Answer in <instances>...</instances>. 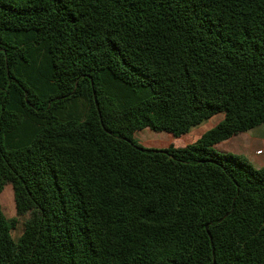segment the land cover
<instances>
[{
	"label": "trees",
	"instance_id": "1",
	"mask_svg": "<svg viewBox=\"0 0 264 264\" xmlns=\"http://www.w3.org/2000/svg\"><path fill=\"white\" fill-rule=\"evenodd\" d=\"M263 124L264 0H0V264H264Z\"/></svg>",
	"mask_w": 264,
	"mask_h": 264
},
{
	"label": "rangeland",
	"instance_id": "2",
	"mask_svg": "<svg viewBox=\"0 0 264 264\" xmlns=\"http://www.w3.org/2000/svg\"><path fill=\"white\" fill-rule=\"evenodd\" d=\"M220 117H223V114H220ZM216 118L217 117L204 121L199 126L193 128L188 134L180 138L173 137L174 143H177V141L180 140L178 141L179 143L177 144L178 147H183V146L190 144L191 142H193L194 136L203 135L208 130H210L211 127H213L214 123H216ZM146 132L154 133V131H151L150 129H144L142 131L137 132L134 135V139L139 145L145 148H149V146H147L149 142L145 134ZM156 133H159V132H156ZM164 133L166 134V132ZM247 133H250L254 137L252 136L249 141H246L245 145L236 146L237 148H234L233 150H230V152H227V153H231L241 158L243 162H245L246 164H250L255 170H258L264 166V143L262 141V139H264V124L246 133H242L240 136L242 135L244 136ZM257 136H260V137L258 138ZM256 147H258L259 150L263 151L262 154L258 155L260 156L259 161H256L253 158V154H255L254 149ZM215 150L218 153H226L223 151H219L218 149H215ZM0 206L2 208L4 215L7 217V219L17 220L16 227L15 229L12 230V236L16 241H18L24 233L26 222L31 219V213H27L22 216L17 215L16 204H15V194H14L13 186L11 184H6L3 189V192L0 194Z\"/></svg>",
	"mask_w": 264,
	"mask_h": 264
},
{
	"label": "crops",
	"instance_id": "3",
	"mask_svg": "<svg viewBox=\"0 0 264 264\" xmlns=\"http://www.w3.org/2000/svg\"><path fill=\"white\" fill-rule=\"evenodd\" d=\"M216 118V123H214L213 127L219 123L221 120H223V117H220V115L215 116ZM213 117V118H215ZM212 128V127H211ZM248 132V131H247ZM246 133V132H244ZM146 137L148 138V142L149 144H147V146H149V148H159V149H164V148H168L169 146H175L178 147L177 144L179 143L178 140L177 143H174V136H172L169 133H164V132H159V133H152V132H146ZM242 133L235 135L233 137H231L230 139L223 141L221 143H218L214 146L215 149H218L219 151H223V152H230V150H233L234 148H237L236 146H242L246 144V141H249L251 139V137L253 135H251L250 133H247L246 135H242L240 136ZM199 136H194L193 138V142H195L199 137ZM254 137V136H253ZM258 138L260 136H257ZM263 143H264V139H262ZM191 142V143H193ZM190 143V144H191ZM255 154H253V158L256 161H259L260 156H258L257 152L259 151L258 147H256L255 149Z\"/></svg>",
	"mask_w": 264,
	"mask_h": 264
},
{
	"label": "built area",
	"instance_id": "4",
	"mask_svg": "<svg viewBox=\"0 0 264 264\" xmlns=\"http://www.w3.org/2000/svg\"><path fill=\"white\" fill-rule=\"evenodd\" d=\"M262 153H263L262 150H259V151L257 152L258 155H260V154H262Z\"/></svg>",
	"mask_w": 264,
	"mask_h": 264
}]
</instances>
